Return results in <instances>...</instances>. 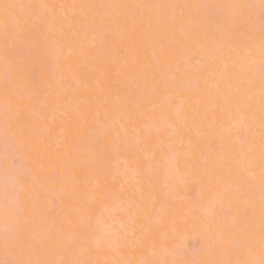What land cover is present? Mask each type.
Wrapping results in <instances>:
<instances>
[{
    "label": "snow or ice",
    "instance_id": "snow-or-ice-1",
    "mask_svg": "<svg viewBox=\"0 0 264 264\" xmlns=\"http://www.w3.org/2000/svg\"><path fill=\"white\" fill-rule=\"evenodd\" d=\"M181 157L223 181L192 264H264V0H0V264H182L141 185Z\"/></svg>",
    "mask_w": 264,
    "mask_h": 264
},
{
    "label": "bare ground",
    "instance_id": "bare-ground-1",
    "mask_svg": "<svg viewBox=\"0 0 264 264\" xmlns=\"http://www.w3.org/2000/svg\"><path fill=\"white\" fill-rule=\"evenodd\" d=\"M50 2H73V0H50ZM74 2H96V0H74ZM121 2H142V0H121ZM136 45L134 44L133 47ZM132 57H129L131 63ZM193 95H195L193 93ZM200 129L193 126L191 136L193 140ZM63 137L54 136L48 144L50 153H57L61 147ZM188 137L185 138L187 143ZM203 147V144H201ZM219 154L230 151L231 143L225 139L217 140ZM179 171L183 174V181L171 194L160 186L159 182L146 176L141 179L143 196L146 206L156 202V211L145 224V230L167 248L163 258L171 261H181L182 264H192L204 258L209 246L201 220L205 209L201 207L213 191L219 192L223 186L221 177L209 175L201 178L194 171L186 167V161L181 157L178 161ZM122 190L132 192L129 184H123ZM163 252V250H162Z\"/></svg>",
    "mask_w": 264,
    "mask_h": 264
}]
</instances>
